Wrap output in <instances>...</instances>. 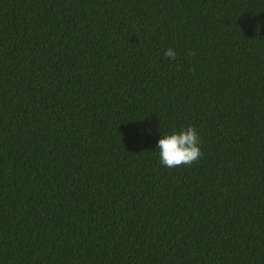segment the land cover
<instances>
[{
  "label": "trees",
  "instance_id": "trees-1",
  "mask_svg": "<svg viewBox=\"0 0 264 264\" xmlns=\"http://www.w3.org/2000/svg\"><path fill=\"white\" fill-rule=\"evenodd\" d=\"M0 264H264V0H0Z\"/></svg>",
  "mask_w": 264,
  "mask_h": 264
},
{
  "label": "clouds",
  "instance_id": "clouds-1",
  "mask_svg": "<svg viewBox=\"0 0 264 264\" xmlns=\"http://www.w3.org/2000/svg\"><path fill=\"white\" fill-rule=\"evenodd\" d=\"M188 55L194 56L195 52H189ZM164 56L172 61L177 59V54L172 48L167 49ZM199 144V134L194 127H188L177 134L165 135L158 141L157 146L160 163L170 169L191 166L203 155Z\"/></svg>",
  "mask_w": 264,
  "mask_h": 264
}]
</instances>
